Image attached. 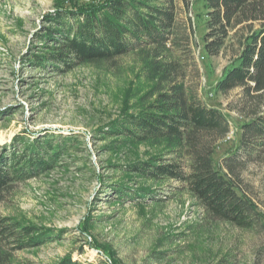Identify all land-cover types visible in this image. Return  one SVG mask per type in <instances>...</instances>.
Wrapping results in <instances>:
<instances>
[{"label":"rangeland","instance_id":"rangeland-1","mask_svg":"<svg viewBox=\"0 0 264 264\" xmlns=\"http://www.w3.org/2000/svg\"><path fill=\"white\" fill-rule=\"evenodd\" d=\"M64 1L0 0V155L17 135L31 141L45 134L78 138L51 170L3 193L0 216L64 231L39 247L15 250L13 262L52 264L71 256L77 264H219L222 258L264 264V227L252 232L213 222L192 195L173 190L176 181L147 200L134 193L122 200L113 192L121 175L111 164L146 159L162 146L113 144L112 138L101 137L102 130L155 82L143 76L137 53L68 72L31 65L29 58L41 47L46 14ZM175 6L181 30L191 32L187 84L231 124L230 138L218 142L214 155L227 172L224 158L239 146L250 106L244 107L241 88L223 93L216 84L236 63L240 39L250 28L243 23L230 31L221 52L210 56L206 0H175ZM258 156L238 174L242 188L264 212V145Z\"/></svg>","mask_w":264,"mask_h":264},{"label":"trees","instance_id":"trees-1","mask_svg":"<svg viewBox=\"0 0 264 264\" xmlns=\"http://www.w3.org/2000/svg\"><path fill=\"white\" fill-rule=\"evenodd\" d=\"M206 4L210 31L205 48L210 56L221 52L230 31L243 23L250 28L240 39L236 63L228 66L216 84L223 93L241 88V101L244 107L250 106L239 146L224 158L227 172L217 165L214 155L218 142L232 131L231 124L220 108L208 105L187 84L191 32L181 30L175 0L61 2L46 14V24L39 31L41 47L29 61L68 72L137 53L142 57L143 76L155 84L110 122L101 137L123 146L162 148L146 159L111 164L121 175L112 184L113 192L122 200L132 198L133 193L147 200L163 193L167 182L176 181L179 185L173 190L192 195L206 218L254 232L264 227V212L242 188L238 170L257 160L264 145V0H206ZM256 22L259 26L253 28ZM77 141L74 136L45 134L31 141L17 135L0 155V200L16 182L51 170ZM83 227L86 231L87 226ZM63 233L0 216V264H15V250L39 247ZM220 261L234 264L227 258ZM52 264L77 263L68 256Z\"/></svg>","mask_w":264,"mask_h":264},{"label":"built area","instance_id":"built-area-1","mask_svg":"<svg viewBox=\"0 0 264 264\" xmlns=\"http://www.w3.org/2000/svg\"><path fill=\"white\" fill-rule=\"evenodd\" d=\"M228 138H230V135L228 136Z\"/></svg>","mask_w":264,"mask_h":264}]
</instances>
